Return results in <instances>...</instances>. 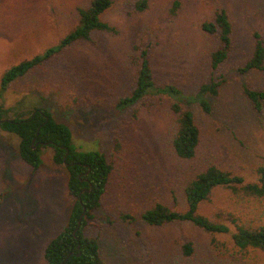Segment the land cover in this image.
Instances as JSON below:
<instances>
[{
  "label": "rangeland",
  "instance_id": "374dc122",
  "mask_svg": "<svg viewBox=\"0 0 264 264\" xmlns=\"http://www.w3.org/2000/svg\"><path fill=\"white\" fill-rule=\"evenodd\" d=\"M90 1L0 0V77L5 69L56 45L76 26L77 9ZM136 1L112 0L104 13L102 19L117 35L95 32L92 42L76 43L14 81L0 94L3 115L26 118L33 108L44 109L69 127L78 151L100 145L113 161L92 228L99 236L103 264H264V253L258 251L243 258L218 256L209 248L208 235L191 224L149 227L137 222L133 237L129 224L104 220L119 214L137 217L157 202L182 211L183 189L197 173L215 164L252 181L264 156V113H255L242 92L244 84L264 89V74L236 71L253 53L252 32L264 37V0H148L146 11L131 13ZM175 1L179 8L170 17ZM218 7L231 22L232 49L214 74L223 76V82L219 95L207 98L211 113L188 107L200 143L195 158L183 161L170 147L173 116L167 97H154L119 114L114 105L135 83L136 69L128 55L142 36L158 42L152 55L157 85L173 84L192 95L209 82L210 54L218 40L201 25L211 21ZM69 94L76 105L67 101ZM18 144L16 135L0 129V264H46L44 248L68 220V171L54 163L47 146L40 149V168L32 170L20 158ZM217 209L264 224L263 200H237L228 190L215 189L200 212L212 218ZM219 239L229 243V238ZM184 241L193 245L190 257L181 253Z\"/></svg>",
  "mask_w": 264,
  "mask_h": 264
},
{
  "label": "trees",
  "instance_id": "16d2710c",
  "mask_svg": "<svg viewBox=\"0 0 264 264\" xmlns=\"http://www.w3.org/2000/svg\"><path fill=\"white\" fill-rule=\"evenodd\" d=\"M112 5V0H91L86 7L78 8L76 26L56 45L3 71L0 77V94L14 81L30 74L74 44L92 42L93 33L117 35V29L102 19ZM178 8L179 2L175 1L169 11L170 17L175 16ZM147 9L148 0H138L133 3L131 13H142ZM201 30L218 40L216 50L210 54V71L213 76L209 82L201 84L192 95L185 94L173 84L157 85L152 69V55L158 42L142 36L131 47L128 55L129 64L136 69L135 83L130 93L117 100L114 105L115 112L119 114L154 97H167L173 116L169 143L173 154L183 161L195 158L200 143V130L192 110L188 107L195 105L202 113L207 115L211 113L212 106L207 98L217 97L223 82V76L214 74L228 59L232 49V25L223 7H218L214 11L211 21L204 22ZM252 37L254 50L249 60L236 69L240 74L250 72L264 74V37L258 31H253ZM242 92L255 113H264V89H254L244 84ZM67 101L73 106L76 105V97L73 94L68 95ZM100 103L96 101V105ZM3 114L0 106V129L17 136L20 158L32 170L39 169L42 164L40 157L42 146L53 150L55 164H67L66 199L70 211L66 226L51 238L44 248L43 257L46 264H103L99 251V236L92 228L95 213L102 205L113 173V161L100 151V145L96 150L78 151L69 127L55 122L52 115L44 109L33 108L26 118L16 116L9 119ZM117 148L116 144V150ZM261 160L252 181H246L242 176L235 175L218 165H209L185 185L183 189L185 208L182 211L173 210L157 202L137 217L119 214L115 219L105 216L104 220L108 224L116 221L129 224L133 237L138 235L135 226L137 222L149 227L191 224L208 235L209 248L220 257L243 258L254 251L264 253V224L242 219L235 212L222 209H217L212 218L200 212V207L209 202L215 189L228 190L237 200L264 201V156ZM83 190L86 191L80 194ZM83 209L85 213L80 227L73 234ZM219 237L229 238V243L220 240ZM181 253L184 257L192 256L194 253L192 243L184 241L181 244Z\"/></svg>",
  "mask_w": 264,
  "mask_h": 264
},
{
  "label": "water",
  "instance_id": "95a60500",
  "mask_svg": "<svg viewBox=\"0 0 264 264\" xmlns=\"http://www.w3.org/2000/svg\"><path fill=\"white\" fill-rule=\"evenodd\" d=\"M33 114H34V113H33ZM33 149H34V148H33ZM67 154H68V152H67ZM64 165H67V164L64 163ZM85 191H86V190L81 191L80 194H82V193L85 192ZM84 213H85V210L83 209V212H82V214H81V216H80V218H79V221H78L77 228L74 230L73 234H75L76 230L80 227L81 220H82V218H83V216H84ZM78 249H79V245H78ZM78 255H79V254H78ZM67 258H68V257H67Z\"/></svg>",
  "mask_w": 264,
  "mask_h": 264
},
{
  "label": "flooded vegetation",
  "instance_id": "af4514ba",
  "mask_svg": "<svg viewBox=\"0 0 264 264\" xmlns=\"http://www.w3.org/2000/svg\"><path fill=\"white\" fill-rule=\"evenodd\" d=\"M0 121H1V120H0ZM42 147H43V146H42ZM42 147H41V148H42ZM34 149H35V148H34Z\"/></svg>",
  "mask_w": 264,
  "mask_h": 264
}]
</instances>
